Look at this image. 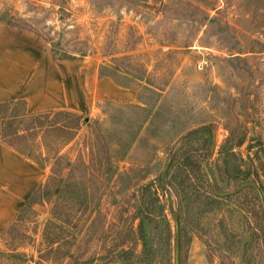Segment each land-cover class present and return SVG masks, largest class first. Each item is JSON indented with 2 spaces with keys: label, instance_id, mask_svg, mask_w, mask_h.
Returning a JSON list of instances; mask_svg holds the SVG:
<instances>
[{
  "label": "rangeland",
  "instance_id": "rangeland-1",
  "mask_svg": "<svg viewBox=\"0 0 264 264\" xmlns=\"http://www.w3.org/2000/svg\"><path fill=\"white\" fill-rule=\"evenodd\" d=\"M17 18L55 55H86L100 76L136 91L135 103L104 100L90 119L127 153L63 264H178L177 225L181 264L264 259L260 194H227L254 182L264 195V0H161L159 10L140 0H0V23ZM87 126L66 148L72 157ZM31 142L29 152L41 148ZM34 219L27 213L19 231ZM41 241L13 252L3 235L0 264H40Z\"/></svg>",
  "mask_w": 264,
  "mask_h": 264
},
{
  "label": "trees",
  "instance_id": "trees-1",
  "mask_svg": "<svg viewBox=\"0 0 264 264\" xmlns=\"http://www.w3.org/2000/svg\"><path fill=\"white\" fill-rule=\"evenodd\" d=\"M16 22L9 25L29 29L25 20L17 18ZM117 69L121 68L118 66ZM133 76L139 80L146 79L148 86L145 88L163 90L152 86L145 75ZM84 123L88 124L86 132L75 157H72L70 149L66 148L77 139ZM0 140L28 154L38 165L50 169L45 181L34 189L28 202L5 231L6 246L16 252L22 246L36 245L39 213L31 204L47 203L51 205L52 216L43 227L41 245L37 248L38 261L40 264H63L72 256L76 239L73 230L91 205L99 200L109 178L117 170L119 160L126 156V146L122 147L124 141L117 133L104 127L101 121H90L76 112L28 113L23 100L0 104ZM28 140L41 148L29 152L24 146V141ZM27 213L35 214L36 219L31 222L35 225L24 226L28 231L20 232ZM19 238H26L27 242L18 245L11 243ZM18 255L28 256L26 252H19L15 256ZM256 264H264V259Z\"/></svg>",
  "mask_w": 264,
  "mask_h": 264
},
{
  "label": "crops",
  "instance_id": "crops-1",
  "mask_svg": "<svg viewBox=\"0 0 264 264\" xmlns=\"http://www.w3.org/2000/svg\"><path fill=\"white\" fill-rule=\"evenodd\" d=\"M98 66L86 55H55L46 38L32 29L0 23V104L23 100L31 114L68 110L90 120L104 100L136 102L134 89L100 76ZM49 172V167L0 140V239ZM47 206L34 208H46L50 218ZM38 226L39 238L44 222L38 220Z\"/></svg>",
  "mask_w": 264,
  "mask_h": 264
},
{
  "label": "water",
  "instance_id": "water-1",
  "mask_svg": "<svg viewBox=\"0 0 264 264\" xmlns=\"http://www.w3.org/2000/svg\"><path fill=\"white\" fill-rule=\"evenodd\" d=\"M140 3L146 7L154 8L155 10H159L161 7V0L159 2H154V0H140ZM246 187H254L258 191V193L260 194L262 206L264 208V195H263L260 187L257 184H255L254 182L244 183L243 185L240 186L239 189L234 190V191H230L227 194H234V193H236V192H238L241 189H244ZM177 228H178V230H177L178 234H177L176 256H177V262H178V264H180V231H179L178 225H177Z\"/></svg>",
  "mask_w": 264,
  "mask_h": 264
}]
</instances>
